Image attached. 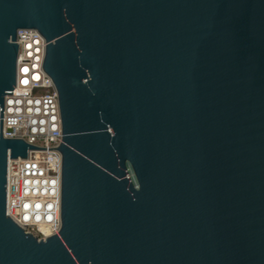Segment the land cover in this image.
<instances>
[{"label": "water", "instance_id": "obj_1", "mask_svg": "<svg viewBox=\"0 0 264 264\" xmlns=\"http://www.w3.org/2000/svg\"><path fill=\"white\" fill-rule=\"evenodd\" d=\"M58 92L61 230L6 215L17 31ZM0 264H264V0H0Z\"/></svg>", "mask_w": 264, "mask_h": 264}, {"label": "built area", "instance_id": "obj_2", "mask_svg": "<svg viewBox=\"0 0 264 264\" xmlns=\"http://www.w3.org/2000/svg\"><path fill=\"white\" fill-rule=\"evenodd\" d=\"M16 42L17 82L4 98L1 132L5 138L48 149H28L27 158L8 159L6 215L26 233L45 240L62 225V156L49 150L62 141L58 92L43 69L46 41L41 33L19 29Z\"/></svg>", "mask_w": 264, "mask_h": 264}, {"label": "snow or ice", "instance_id": "obj_3", "mask_svg": "<svg viewBox=\"0 0 264 264\" xmlns=\"http://www.w3.org/2000/svg\"><path fill=\"white\" fill-rule=\"evenodd\" d=\"M23 71L26 73L28 69H23ZM35 78L38 79L39 77H35ZM24 83H27V81H24Z\"/></svg>", "mask_w": 264, "mask_h": 264}]
</instances>
